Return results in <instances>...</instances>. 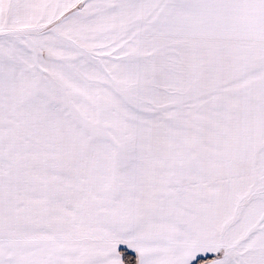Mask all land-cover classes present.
<instances>
[{
    "label": "snow or ice",
    "instance_id": "obj_1",
    "mask_svg": "<svg viewBox=\"0 0 264 264\" xmlns=\"http://www.w3.org/2000/svg\"><path fill=\"white\" fill-rule=\"evenodd\" d=\"M0 264H264V0H0Z\"/></svg>",
    "mask_w": 264,
    "mask_h": 264
}]
</instances>
